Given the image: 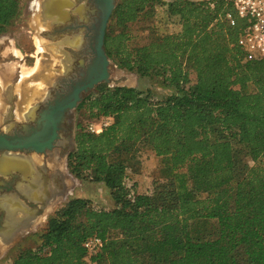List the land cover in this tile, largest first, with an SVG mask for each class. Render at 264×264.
Here are the masks:
<instances>
[{"label":"trees","instance_id":"1","mask_svg":"<svg viewBox=\"0 0 264 264\" xmlns=\"http://www.w3.org/2000/svg\"><path fill=\"white\" fill-rule=\"evenodd\" d=\"M158 5L180 30L133 45L131 24ZM19 10L0 0V27ZM245 25L229 0H119L108 56L172 92L103 83L88 95L90 118L114 121L99 134L81 126L68 167L104 184L115 207L71 198L8 264H264V59L243 61ZM141 141L162 158L151 194L126 182ZM94 235L104 245L90 254Z\"/></svg>","mask_w":264,"mask_h":264},{"label":"flooded vegetation","instance_id":"2","mask_svg":"<svg viewBox=\"0 0 264 264\" xmlns=\"http://www.w3.org/2000/svg\"><path fill=\"white\" fill-rule=\"evenodd\" d=\"M30 4L32 12L28 19L27 33L32 50L15 46L12 50L14 58L8 56L7 59L0 60V131L7 129V133H24V124L39 128V121L45 113L57 105L63 106L64 115L54 147L43 153H27L42 155L51 160L59 180L55 191L41 202H35L21 192L24 188L23 174L17 172V177L0 174V203L5 202V195L20 197L28 206L36 208L28 215L29 222L35 225L67 191V184L64 182L66 175L62 169L66 162L70 172L68 157L75 148V138L79 131L76 112L87 96L106 81L97 83L88 91L83 90L77 106L70 105L71 92L86 79L88 66L96 57V36L103 13V8L97 1L31 0ZM27 56L36 59L30 64ZM43 121L45 120H41V125ZM30 131L29 129L28 132ZM48 178L45 186H49V174ZM5 204L8 206V201ZM42 209L43 213L37 216L36 212H41ZM9 219V212L1 205L0 241L4 243L15 237L12 236L15 229L12 231L10 227H5Z\"/></svg>","mask_w":264,"mask_h":264},{"label":"rangeland","instance_id":"3","mask_svg":"<svg viewBox=\"0 0 264 264\" xmlns=\"http://www.w3.org/2000/svg\"><path fill=\"white\" fill-rule=\"evenodd\" d=\"M30 1L31 0H20V10L17 19L13 20L7 26L0 27V60L7 59L8 56L14 58L12 50H14L15 46L24 47L25 50L28 51L32 50L31 40L28 38L29 33H27V29H29L28 19L32 12ZM163 1L167 3L173 0ZM108 27L109 23L107 29ZM180 28L181 24L179 18L170 16L167 11V6L158 5L152 12L149 11L138 21L131 24V43L133 45L143 44L148 42L153 35L174 33L179 31ZM26 58L27 62L30 64L36 59L30 56ZM110 60V81L105 83L109 87L131 86L140 90H151L155 99H162L172 92L170 89L163 87L157 78L141 76L135 71L120 68L112 58H110ZM101 119L102 118H90L89 110L85 105H82L76 112V122L79 124V128L81 126L88 127L91 122H100ZM135 149L137 150L138 162L134 165L133 169L128 170L126 182L130 186L134 185L135 190L139 193L151 194L154 191L156 180L159 178L162 158L155 155L150 144L146 141L139 142ZM63 166L62 170L67 179L66 193L51 205L50 209L39 218V221L35 225L21 231L8 243L0 241V264L10 263L19 245H33L34 242L30 240L31 235L38 231H42L46 227L50 216L73 197L84 196L89 198L93 205L100 209H112L115 207V201L104 184L95 183L90 180H81L75 177L71 172H68L66 162H64ZM134 168L137 169L134 170Z\"/></svg>","mask_w":264,"mask_h":264},{"label":"water","instance_id":"4","mask_svg":"<svg viewBox=\"0 0 264 264\" xmlns=\"http://www.w3.org/2000/svg\"><path fill=\"white\" fill-rule=\"evenodd\" d=\"M99 6L103 8L100 22V28L96 36L95 54L96 57L88 66L87 76L84 81L79 83L71 92L69 99L70 105L76 107L78 101L81 100L80 92L88 91L102 81H110V64L111 60L105 49V36L107 26L111 15L118 3V0H96ZM63 106L57 105L49 112L43 115L45 121L39 128H32L28 124H24V133H7L0 131V174L4 176L17 177V172L27 178V166L24 160L28 158L29 152L43 153L54 147L56 139L59 137L60 122L63 119ZM29 129L31 130L30 132ZM10 187L8 188V190ZM24 196L28 197V193L22 189ZM5 202L0 203L9 212L10 219L6 222V229H15L12 236H16L21 231L28 229L32 224L29 222L28 215L33 213L36 208H31L28 204L16 195L3 196ZM12 199V200H11ZM8 201V206H6ZM13 201V202H12ZM43 213L36 212L37 216ZM11 236V237H12Z\"/></svg>","mask_w":264,"mask_h":264},{"label":"built area","instance_id":"5","mask_svg":"<svg viewBox=\"0 0 264 264\" xmlns=\"http://www.w3.org/2000/svg\"><path fill=\"white\" fill-rule=\"evenodd\" d=\"M232 2L237 15L246 20V25L238 38V45L243 51V61L264 59V0H229ZM231 25L235 19L228 14ZM100 122H91L88 130L93 133H101L109 126L114 118L112 116L101 117ZM84 247L90 254L97 253L104 245L101 237L94 235L84 242Z\"/></svg>","mask_w":264,"mask_h":264},{"label":"crops","instance_id":"6","mask_svg":"<svg viewBox=\"0 0 264 264\" xmlns=\"http://www.w3.org/2000/svg\"><path fill=\"white\" fill-rule=\"evenodd\" d=\"M24 163L27 166V178L23 175V190L28 193L30 198L32 197L31 201L41 202V200L48 197L49 193L56 190V184L59 179L56 175L53 163H51V160L44 158L42 155H28V158L24 160ZM48 174L50 180L49 186L47 185V187L45 185L48 183ZM64 182H67L66 178H64ZM61 183L63 184V178Z\"/></svg>","mask_w":264,"mask_h":264}]
</instances>
